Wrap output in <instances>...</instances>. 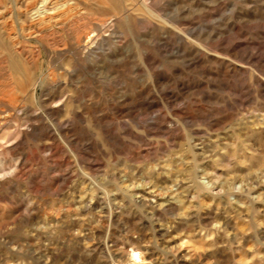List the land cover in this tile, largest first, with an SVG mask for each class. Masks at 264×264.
<instances>
[{
    "label": "rangeland",
    "instance_id": "374dc122",
    "mask_svg": "<svg viewBox=\"0 0 264 264\" xmlns=\"http://www.w3.org/2000/svg\"><path fill=\"white\" fill-rule=\"evenodd\" d=\"M0 264H264V0H0Z\"/></svg>",
    "mask_w": 264,
    "mask_h": 264
}]
</instances>
